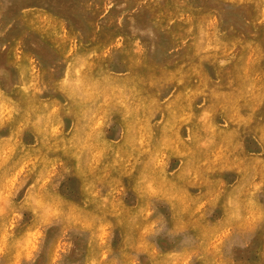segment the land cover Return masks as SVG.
I'll list each match as a JSON object with an SVG mask.
<instances>
[{"label":"rangeland","instance_id":"374dc122","mask_svg":"<svg viewBox=\"0 0 264 264\" xmlns=\"http://www.w3.org/2000/svg\"><path fill=\"white\" fill-rule=\"evenodd\" d=\"M181 246L264 264V0H0V264Z\"/></svg>","mask_w":264,"mask_h":264},{"label":"crops","instance_id":"0c3cea01","mask_svg":"<svg viewBox=\"0 0 264 264\" xmlns=\"http://www.w3.org/2000/svg\"><path fill=\"white\" fill-rule=\"evenodd\" d=\"M164 251L165 252L173 251V247H169ZM176 251L178 252V255L180 256V259H182L183 263L186 259L188 260V262L185 264H209L208 262H206L205 258L200 256V253L203 252H199V249H197V247L181 246L178 249H176ZM248 259L251 261L250 264L262 263L259 257L258 258L254 257L253 259L248 258Z\"/></svg>","mask_w":264,"mask_h":264},{"label":"bare ground","instance_id":"6f19581e","mask_svg":"<svg viewBox=\"0 0 264 264\" xmlns=\"http://www.w3.org/2000/svg\"><path fill=\"white\" fill-rule=\"evenodd\" d=\"M47 15V14H46ZM29 16V15H28ZM40 18V17H39ZM42 18V17H41ZM29 19V18H28ZM46 19V18H45ZM31 21V20H30ZM51 22V21H50ZM59 22V21H58ZM51 24V23H50ZM55 24V23H54ZM34 25V24H33ZM51 26V25H50ZM62 26V25H61ZM49 27V26H48ZM63 30V29H62ZM15 51V49H13ZM13 53V52H12Z\"/></svg>","mask_w":264,"mask_h":264}]
</instances>
